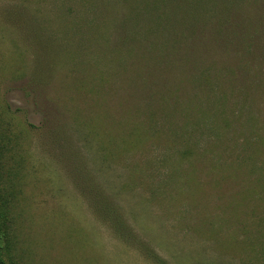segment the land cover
<instances>
[{"label":"rangeland","instance_id":"374dc122","mask_svg":"<svg viewBox=\"0 0 264 264\" xmlns=\"http://www.w3.org/2000/svg\"><path fill=\"white\" fill-rule=\"evenodd\" d=\"M153 1L0 0L7 264H264V0Z\"/></svg>","mask_w":264,"mask_h":264},{"label":"trees","instance_id":"16d2710c","mask_svg":"<svg viewBox=\"0 0 264 264\" xmlns=\"http://www.w3.org/2000/svg\"><path fill=\"white\" fill-rule=\"evenodd\" d=\"M167 3V0H158V2L153 1L146 3L145 5L149 6L148 9H142L143 12V22L153 24V28L159 33V40L156 43H152L151 46L153 47L154 51H156L158 56H161L162 54L167 53L168 50L172 49L175 50L177 48V45L184 41H191L196 35L198 31H200L208 21H211L210 23L213 26H216V34L218 39H215L214 42L217 44H224L227 45V43H230V40L232 39H239L235 33V31H229L230 28L224 26L226 25V22H229V19L237 13V9H231L230 7L227 9H216L212 10L210 12H196L191 14L190 19L186 20L184 25L178 26V28H175L173 30H168L167 32L164 31V29L167 27V25L162 21L158 20L160 19L157 17V13L162 15L163 9ZM162 7V9H159ZM237 10V11H236ZM152 12H155L152 14ZM213 17V18H212ZM152 18V19H151ZM243 18H239L237 16V24L240 25V22H242ZM221 28H224L221 30ZM161 29V30H159ZM171 32V33H168ZM256 35V31L252 34V36ZM216 37V38H217ZM224 39V40H223ZM240 40H237L238 43ZM252 45V44H251ZM149 47V46H148ZM255 47V48H254ZM247 48V51L251 50V53L260 52L264 54V45L258 44L257 42L254 43L252 46L245 47ZM156 55V56H157ZM205 70H208L207 68L203 69L201 72V75L199 78V81H203L205 84L210 85V80H208V74H204ZM208 73V72H207ZM1 240V237H0ZM0 249H1V243H0ZM0 264H7L6 260L4 259L2 252L0 250Z\"/></svg>","mask_w":264,"mask_h":264}]
</instances>
